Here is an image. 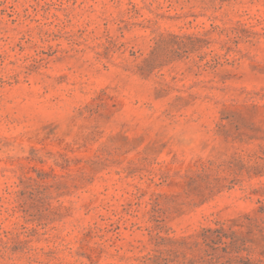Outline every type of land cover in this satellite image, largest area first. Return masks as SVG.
Masks as SVG:
<instances>
[{"label": "rangeland", "instance_id": "rangeland-1", "mask_svg": "<svg viewBox=\"0 0 264 264\" xmlns=\"http://www.w3.org/2000/svg\"><path fill=\"white\" fill-rule=\"evenodd\" d=\"M0 264H264V0H0Z\"/></svg>", "mask_w": 264, "mask_h": 264}]
</instances>
